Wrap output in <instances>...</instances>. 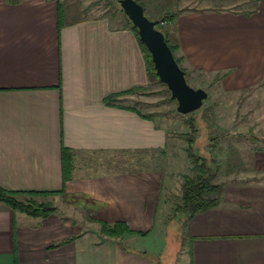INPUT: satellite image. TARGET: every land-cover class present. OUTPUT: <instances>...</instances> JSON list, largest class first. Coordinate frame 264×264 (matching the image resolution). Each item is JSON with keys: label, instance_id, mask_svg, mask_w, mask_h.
Returning a JSON list of instances; mask_svg holds the SVG:
<instances>
[{"label": "crops", "instance_id": "1", "mask_svg": "<svg viewBox=\"0 0 264 264\" xmlns=\"http://www.w3.org/2000/svg\"><path fill=\"white\" fill-rule=\"evenodd\" d=\"M169 1L192 8L165 26L183 67L264 92V0ZM78 3L0 0V187L57 207L42 218L0 201V264H264V145L219 154L221 201L172 253L167 218L155 233L170 175L149 156L169 134L133 102L150 82L143 46ZM102 221L146 234L109 237Z\"/></svg>", "mask_w": 264, "mask_h": 264}, {"label": "rangeland", "instance_id": "2", "mask_svg": "<svg viewBox=\"0 0 264 264\" xmlns=\"http://www.w3.org/2000/svg\"><path fill=\"white\" fill-rule=\"evenodd\" d=\"M138 2L144 8L146 7V14L152 19H160L166 10L175 12L181 8L170 9L172 5L179 4H173L169 0H138ZM180 5L183 4L180 3ZM78 8L86 16H106L117 26L129 25L127 15L123 12L119 0H79ZM168 24L167 21H161L158 27H163L166 31ZM187 81L193 87H202L209 93L203 106L193 113H180L177 110L178 102L172 99L167 85L157 80L150 81L140 92L137 91V97L135 101L133 100L143 112L153 116L160 125L166 127L169 134L168 145L163 149L165 151L153 154L151 155L153 158L149 156V159L159 157L160 167L170 175L163 189L155 233L160 234L158 223L162 219L172 218L168 223L170 241L169 237L166 238L168 244L171 245V253L174 249L171 242L175 243L174 238H177L178 229L183 222L181 214L172 217L173 210L180 202L183 176L193 173L192 158L187 150L189 148L188 138L190 136L196 138L192 148L196 154L208 158L210 155L216 157L220 166L217 170L219 176L221 166L229 158L227 154L232 153V148H235L236 152L241 150L245 152V149H249L247 147L254 144L264 145V130H261L264 129V92L260 87L230 92L221 87L218 75L191 70L188 72ZM225 151L227 154L220 158L219 154ZM225 181L223 178H217L218 183L225 185ZM161 227L164 228V226ZM149 239L152 242L147 247L151 253H155L156 245L159 241L163 242V239L161 236L156 238L158 241L147 237V240ZM155 259L161 261L160 257H155Z\"/></svg>", "mask_w": 264, "mask_h": 264}, {"label": "trees", "instance_id": "3", "mask_svg": "<svg viewBox=\"0 0 264 264\" xmlns=\"http://www.w3.org/2000/svg\"><path fill=\"white\" fill-rule=\"evenodd\" d=\"M191 9L192 8L186 6L180 8L179 11L166 12L163 16H161L160 21H167L172 24L176 22L180 14L189 11ZM128 23L131 26V28L134 30L135 34L139 39V42L143 46L147 61L150 81L153 80L160 81L156 69L154 67V63L152 61L150 51L148 50L146 45L140 40L137 27L133 25V23L130 21L129 18H128ZM160 29L164 32L166 40L170 45L176 57L177 62L183 68V70H185L186 78H187L189 71L182 66L183 59L181 57H178L176 54L177 50L179 49V44H171L168 39L166 31L163 29V27ZM227 74H229V72H225L223 74L218 73L216 75H218L219 79H221ZM195 139L196 138L194 136H190L188 138L189 148L187 149L188 155L192 158L191 160L193 163L192 166L193 173L185 174L183 176V183L181 187L182 189L179 199L180 202H178V204L176 205V209L174 208L175 210H173L174 214L172 216L175 217L180 214L183 215V222L181 223V227H179V229L182 232V236H184V230L186 228L187 223L193 217H195V215L207 211L211 208L217 207L219 205L225 187L224 184L217 182V178H218L217 170L220 168V166L215 159L216 157L214 158L210 155V158H208L196 154L192 149L195 143ZM68 165L70 166V163L67 164L65 167H67V169H70ZM213 165H216L217 167L214 168ZM39 193L48 194L45 192H31L25 198H23L20 197V195L17 192H10L0 187V201L9 205L13 210L24 212L30 216L42 217V218L48 217L49 215L57 211V207L50 201L39 199L38 198L40 197L38 196L40 195ZM171 219L172 218H168L166 222L167 225ZM101 233L114 238H121L125 233H134L138 235L146 234V232H135L130 230L128 225L121 221L116 222L112 225L102 221ZM183 243H184V237H183Z\"/></svg>", "mask_w": 264, "mask_h": 264}, {"label": "water", "instance_id": "4", "mask_svg": "<svg viewBox=\"0 0 264 264\" xmlns=\"http://www.w3.org/2000/svg\"><path fill=\"white\" fill-rule=\"evenodd\" d=\"M119 2L124 13L137 27L140 40L150 51L160 81L167 85L171 97L178 102L177 110L188 114L200 109L209 93L202 87H193L187 81L185 70L177 62L164 32L158 27L160 19L150 18L137 0Z\"/></svg>", "mask_w": 264, "mask_h": 264}]
</instances>
